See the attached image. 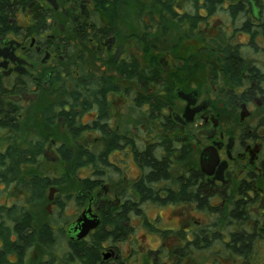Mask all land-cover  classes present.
<instances>
[{"label": "flooded vegetation", "instance_id": "1", "mask_svg": "<svg viewBox=\"0 0 264 264\" xmlns=\"http://www.w3.org/2000/svg\"><path fill=\"white\" fill-rule=\"evenodd\" d=\"M158 14L162 28L174 15L177 29L154 42ZM222 37L240 52L225 59V71L206 45ZM41 101L65 112L56 119L61 132L79 122L82 179L96 184L64 193L52 186L47 218L37 222L31 213L25 230L22 185L5 177L4 157L22 150L24 107ZM50 144L43 152L56 154ZM202 185L207 212L197 205ZM71 202L76 215L59 225ZM146 205L189 206L208 221L176 215L168 227L159 215L150 221ZM87 210L99 224L76 239ZM108 217L130 230L124 243L96 252L97 264H153L160 247L184 246L177 232L194 242L198 229L207 230V260L193 249L167 264H264V0H0V264H81L67 258L70 245L83 244L85 258V244ZM136 220L156 246H137Z\"/></svg>", "mask_w": 264, "mask_h": 264}, {"label": "trees", "instance_id": "2", "mask_svg": "<svg viewBox=\"0 0 264 264\" xmlns=\"http://www.w3.org/2000/svg\"><path fill=\"white\" fill-rule=\"evenodd\" d=\"M171 17L170 23L166 21L167 25L162 28L163 16L161 14L156 15L157 25L153 27V32H151V37L154 42L160 41L165 38L169 33L175 34L177 28V22L175 16L168 14ZM188 17V16H186ZM151 22L154 24L155 20L152 19ZM144 23V22H142ZM179 23V22H178ZM176 25V26H174ZM180 27V23H179ZM186 31H183V35ZM207 54L209 60L213 58L216 65L220 67L221 70L225 71L226 62L225 59L230 55H238L240 52L238 50H233L227 43L224 42V38L218 39L217 43H206ZM176 45H169L171 51L176 49ZM152 69H160V65L156 61H152ZM65 112L61 110L60 106L55 108L49 106L44 107L41 111V123L40 126H33L25 123L24 125V143L22 150L16 153V149L13 148L12 153H8L4 157L5 161V177L7 180H15L22 185L24 193V211H23V229H30L32 222V212H30L27 206H31L36 203H40L46 200L48 202V192L49 188L55 186L62 190L63 185L74 183L76 188H83L91 191L95 188V181L89 179L83 180L82 178H77L76 175L78 171H82L84 166L83 162V142L81 141V126L78 121H69L64 127V131L61 133L56 119L59 115H64ZM58 128V133L60 135L64 134L67 136L68 140H62L58 144L55 142L56 155L58 156L57 163H48L43 157V150L45 147L50 146L48 136L43 133L44 129ZM10 150V149H9ZM44 165H61L63 166V172L58 176H52L44 172ZM163 166L161 165L160 168ZM44 169V170H43ZM103 177V176H95ZM147 175L142 176L140 182H148ZM168 177V173L164 175L152 174L149 176V181L156 183L159 180H164ZM184 193V201L192 202V197L190 194H186V190L182 191ZM198 196V207L201 211H208L207 204V194L208 189L203 185L200 186V192ZM179 197V195H178ZM154 198L155 193H154ZM177 195L173 192L169 196V201L176 202ZM153 199V196H152ZM168 201V200H167ZM136 210V208H135ZM145 220V219H144ZM48 224H42L39 226L41 231H50L47 227ZM145 227L150 228V224L144 221ZM129 228L123 223V221L118 218H103L101 226L91 235L86 246V257L84 258L81 254V249L83 244L79 243L77 246L70 245V252L67 254V258L77 257L81 264H97L96 252L101 247H110L116 245L118 242L124 243L126 235L129 232ZM199 231H193V240L189 241L186 232H177L179 237L183 238L184 246L180 248H172L171 251H166L163 247H160L156 251L152 252L153 264H167L171 257H175L178 260L191 257L196 250L199 253L198 258H201V262L207 260L206 254L210 243L208 244V238L206 237V229H198ZM190 233V232H189ZM52 236V235H51ZM147 260V258H146ZM148 261V260H147ZM171 261V260H170ZM144 262V261H143ZM117 264H127L124 260L120 259Z\"/></svg>", "mask_w": 264, "mask_h": 264}, {"label": "rangeland", "instance_id": "3", "mask_svg": "<svg viewBox=\"0 0 264 264\" xmlns=\"http://www.w3.org/2000/svg\"><path fill=\"white\" fill-rule=\"evenodd\" d=\"M45 103V102H44ZM43 105H42V101L39 103H36L34 105H28L24 107V112H23V127H22V132H21V143H22V147H23V143H24V125L25 123L33 125V126H40L41 123V111H42ZM60 130V129H59ZM58 128H52V129H44L43 133H45L48 136V140L49 142H57V144L62 141V140H68L67 136H65L64 134L60 135L58 132ZM61 132V131H60ZM62 133V132H61ZM18 140V141H17ZM19 142V138L18 139H14V144ZM58 162V161H57ZM55 162V163H57ZM50 163V162H48ZM43 168H45L44 172L46 174L58 177L64 170L63 166L61 165H56V166H52V165H44ZM125 171H128V177H135L137 170L135 168H128L125 169ZM87 176V174L84 171H78V174L76 175L77 178H83ZM130 180L132 178H129ZM68 189L71 192H74L76 187L74 185V183H70L66 188H62V190H60V192L64 193L67 192ZM48 196V195H47ZM48 201V200H47ZM217 203V202H216ZM49 202L43 201L40 203H36L33 204L31 206H27L28 210L30 212H32V214L34 215L35 219L37 222H43L47 217V212H46V208L48 207ZM50 207V205H49ZM76 208L74 203H70L67 206V209L65 210V214L62 215L60 217V219H58V224L62 225L64 223V221L68 220L71 221L73 219V217L76 215ZM145 212L146 215L148 217V219L150 221L158 218V215L161 217V219L163 220V223L168 227H174L177 225V218L176 215L178 216H184V220L183 222L189 221L192 222L193 220H196L197 222L206 224L207 223V218L206 215H202L201 213H197L194 212L189 206H168V207H158V206H145ZM56 215V214H55ZM52 212V216L54 218H56ZM186 215V217H185ZM138 220H136V233L135 236L136 238H138L139 243H137V246H142V247H147V246H156V244L159 242L158 238H156L153 235H149L146 234L144 232V230L142 228H140V223ZM181 223V222H179ZM120 247H123V245H119ZM125 246V245H124ZM128 245H126L125 249L128 250ZM125 254V252H124ZM186 262V261H185ZM208 263V261L206 262V264ZM184 264H189V263H184Z\"/></svg>", "mask_w": 264, "mask_h": 264}, {"label": "water", "instance_id": "4", "mask_svg": "<svg viewBox=\"0 0 264 264\" xmlns=\"http://www.w3.org/2000/svg\"><path fill=\"white\" fill-rule=\"evenodd\" d=\"M22 97L25 100H33L34 99L33 95L23 94ZM59 122L62 124V120H60ZM52 144H53V142H52ZM43 157H44L46 162L55 163L58 161V156L55 154V152L53 150H45L43 152ZM201 164H202V162H201ZM55 191L56 190L54 187L49 188L48 197H47L49 202L52 201ZM48 207H49V205H48ZM98 224H99V220L96 218V216L92 215L90 210L85 211L77 219V221L75 223V227L73 229L74 231H78V233L76 235V239H81V238L85 237L86 234L90 230L95 229Z\"/></svg>", "mask_w": 264, "mask_h": 264}]
</instances>
